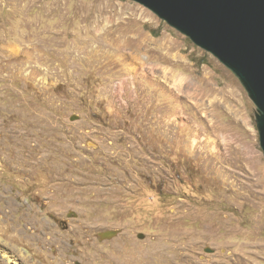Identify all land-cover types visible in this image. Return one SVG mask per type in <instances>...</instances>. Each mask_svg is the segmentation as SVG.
<instances>
[{
    "label": "rangeland",
    "instance_id": "374dc122",
    "mask_svg": "<svg viewBox=\"0 0 264 264\" xmlns=\"http://www.w3.org/2000/svg\"><path fill=\"white\" fill-rule=\"evenodd\" d=\"M256 115L139 2L0 0V264H264Z\"/></svg>",
    "mask_w": 264,
    "mask_h": 264
},
{
    "label": "water",
    "instance_id": "95a60500",
    "mask_svg": "<svg viewBox=\"0 0 264 264\" xmlns=\"http://www.w3.org/2000/svg\"><path fill=\"white\" fill-rule=\"evenodd\" d=\"M134 1L212 53L240 79L257 107L264 154V0Z\"/></svg>",
    "mask_w": 264,
    "mask_h": 264
}]
</instances>
